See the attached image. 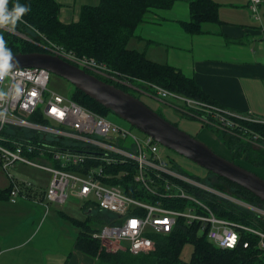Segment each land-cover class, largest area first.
I'll list each match as a JSON object with an SVG mask.
<instances>
[{
    "label": "built area",
    "instance_id": "obj_1",
    "mask_svg": "<svg viewBox=\"0 0 264 264\" xmlns=\"http://www.w3.org/2000/svg\"><path fill=\"white\" fill-rule=\"evenodd\" d=\"M264 0H247L248 10L257 15ZM23 23V20L20 22ZM35 35L0 29V36L14 35L40 47L43 52L84 69L94 76L107 77L129 86L113 76L91 57L77 56L52 43L43 34ZM50 73L42 67H15L0 79V167L10 180L7 200L18 198L63 204L68 197L109 212L110 223L91 236L107 250L123 249L132 254L154 248L153 234L170 232L182 219L196 224L198 232L220 248H233L240 232L257 237L255 246L264 254V232L218 218L201 199L215 195L264 216V211L213 188L209 184L174 168L159 153V144L144 133L139 141L97 114L46 88ZM159 100L178 99L181 109L202 113L201 119L219 129L236 126L234 119L263 122L250 112L238 115L217 104L185 98L158 85L145 83ZM46 137L67 140L77 147L50 146ZM257 141L254 134L250 138ZM264 145V139H260ZM49 156V160L45 157ZM52 161L54 163H52ZM16 164L45 170L46 184L21 180L11 173ZM69 167L80 170L71 171ZM243 240L241 246L247 247Z\"/></svg>",
    "mask_w": 264,
    "mask_h": 264
},
{
    "label": "trees",
    "instance_id": "obj_2",
    "mask_svg": "<svg viewBox=\"0 0 264 264\" xmlns=\"http://www.w3.org/2000/svg\"><path fill=\"white\" fill-rule=\"evenodd\" d=\"M174 1L98 0L95 5H82L79 8L77 19L69 22L59 20L60 4L55 0H9L8 7L11 10L16 3L30 6V11L22 17L23 23L18 22L17 24L16 29L20 32L35 35L32 30L34 29L52 43L77 56L93 58L95 62L104 65L111 75H118L120 79H125L128 82L142 83L137 87L142 91H147L146 93H152L149 86L145 84L149 83L185 98L216 104L196 85L192 78L170 65L149 60L142 51L126 46L134 28L140 23L149 21V14L153 9H167ZM187 4L188 20L180 22V26L187 34H199L204 31V25L222 23L218 19V4L216 2L187 0ZM5 38L7 40L6 47L11 53L43 52L40 47L20 37L7 35ZM96 77L133 95L131 91H127L132 87L130 83L127 86L107 77L97 75ZM68 96L77 104L104 117L110 111L74 87ZM161 101L172 103L169 100ZM172 104L179 109L182 108L175 102ZM156 112L162 116L161 113ZM186 114L189 118L203 117L202 113L191 109ZM233 120L236 126L229 129L231 132L229 134L223 129L219 131L210 127L230 153L226 159L236 164L242 162L251 167L264 166V145L260 141L261 138L264 139V123L234 118ZM171 123L176 125L174 122ZM254 134L257 136V141L252 142L250 138ZM46 140L52 147H77V150H80L79 144H72L67 140L50 137H46ZM45 158L49 160V156ZM52 163L54 162L52 161ZM240 166L242 167V165ZM68 169L71 171L80 170L78 167H69ZM208 175L205 179L195 178L245 203L264 209V201L251 192L210 171H208ZM210 175L214 176L218 183H214ZM8 190L9 185L0 189V199H7ZM200 196L214 216L264 232L263 215L215 195ZM81 208L84 212L83 219L73 217L67 219L78 228L74 247L81 253L94 258L95 264H264V254L255 246L257 237L253 234L240 232L237 245L233 248H220L208 241L204 234L198 232L196 224H187L182 219H178L177 225L170 232L152 235L154 248L151 251L132 254L123 249L105 250L91 234L102 225L110 223L112 215L88 203H83ZM99 213H103L105 217L102 222L98 219ZM243 240L248 241L247 247L241 246ZM184 244L191 245L187 261L180 257Z\"/></svg>",
    "mask_w": 264,
    "mask_h": 264
},
{
    "label": "crops",
    "instance_id": "obj_3",
    "mask_svg": "<svg viewBox=\"0 0 264 264\" xmlns=\"http://www.w3.org/2000/svg\"><path fill=\"white\" fill-rule=\"evenodd\" d=\"M55 1L60 4L58 18L63 22L75 21L82 5L98 2ZM212 1L218 4L217 15L222 23L204 25V31L199 34H187L180 26V22L188 20L187 0H175L167 9H153L150 20L134 28L126 46L192 78L217 105L238 115L250 112L264 120V21L259 17V25L250 20L247 0ZM263 3L258 5L261 11ZM145 96L148 95L145 93ZM168 106L184 114L173 104ZM224 131L231 133L228 129ZM196 138L208 146L202 138ZM27 168L16 164L12 173L22 171L26 179H19L30 182L37 179L42 183L41 179L29 175ZM252 168L248 167L249 171L264 179V166ZM46 173L44 184L49 179ZM67 202L75 211V202L67 198L63 204ZM67 215L79 218L64 214L63 210L55 214L43 201L18 198L11 203L1 198L0 264H95L94 258L74 247V232L68 238L58 232L59 224L61 227L66 224L63 220Z\"/></svg>",
    "mask_w": 264,
    "mask_h": 264
},
{
    "label": "water",
    "instance_id": "obj_4",
    "mask_svg": "<svg viewBox=\"0 0 264 264\" xmlns=\"http://www.w3.org/2000/svg\"><path fill=\"white\" fill-rule=\"evenodd\" d=\"M12 57V68L35 66L46 69L49 73L63 78L74 88L117 114L130 125L152 136L159 144L177 152L205 170L241 186L264 201V179L217 154L196 137L160 116L137 97L104 82L56 55L46 52H27L12 53Z\"/></svg>",
    "mask_w": 264,
    "mask_h": 264
},
{
    "label": "rangeland",
    "instance_id": "obj_5",
    "mask_svg": "<svg viewBox=\"0 0 264 264\" xmlns=\"http://www.w3.org/2000/svg\"><path fill=\"white\" fill-rule=\"evenodd\" d=\"M223 12H224V9H223ZM247 12L248 13L250 12L249 18L253 22L256 21V23L260 25L259 17L261 18V21L262 20L264 21V3H263V11L259 10L257 7V15L252 14L250 10L249 11L247 10ZM128 83H130L132 86L136 87L137 90H134V88L130 89L127 87L128 88L127 91H131V93L133 94L134 97H137L139 100H141L149 108H151L154 111H158L159 113L162 114V116L165 119H167L168 121L170 120L171 122L176 123V126L179 129L185 131L186 133L190 134L191 136L202 138L206 143H208V147L210 149H212L214 152L216 151L218 153H221V156H223V155L226 157L230 156L229 155L230 153L225 149V147L222 143V140L219 138L218 135H215L213 133V131H212V129H210V127L217 129L219 131H221V129L214 127L209 123H205L201 119V117H199V118L202 121L196 117L189 118L187 114H185V113L183 114V113L179 112L178 110H175L171 106H168V103H165V102L161 103L160 100L154 94H152L150 92L146 93L147 91H144V90L142 91L140 88H138L137 85L139 86L140 84H142L138 81H137V83H139V84H137L133 81L132 82L129 81ZM46 88L50 91H53V92L59 94V95L65 96V95L69 94V92L71 91L73 86L69 82L64 80L63 78L50 73L49 81L46 85ZM145 93H146V95H148L150 97L145 96ZM169 101H171L172 103L175 102L176 104L181 105L182 107H183V105H185V103L183 101L178 100V99H169ZM181 111H184V110L181 109ZM105 119L107 121H109L111 124H113L114 126L120 128L121 130L128 131L130 136L134 137L135 139H137L139 141H141L144 138V133L142 131H140L136 127L130 125L126 120H124L123 118H121L117 114L113 113L112 111H108V113L105 116ZM159 153L163 158H166L167 160H169L175 168H178V169L188 173L189 175H192V176L197 177L199 179H205L207 176H209L207 170L198 166L197 164H195L191 160L185 158L184 156L178 154L177 152L165 147L164 145L159 146ZM237 164L242 165L243 168L244 167L245 168H248V167L252 168L251 166H248L247 164L242 163V162L241 163L237 162ZM27 167H28L27 169L29 171V173H28L29 175L34 176L38 179H41L39 181H42V183H41V182H38L36 179V180H32V182L39 183L40 186H43L44 182L47 179L46 171L41 170L39 168L31 167V166H27ZM252 169L254 171H256V168H252ZM13 174L15 176H17L18 178L26 179V177H25L26 175H23L22 171L13 172ZM210 178H211V180H213L214 183L215 182L218 183V181H216L214 176L210 175ZM9 183H10L9 178L7 177L5 172L0 167V189L6 188L9 185ZM68 200L75 202L73 205V206H75L74 207L75 211L71 210L68 202L66 204L49 203V206H51L52 211L55 214H58V213L62 212V210H63L64 214L67 212V214H70V215L73 214L74 216L79 217L78 219H80V220L83 219L84 218V212H83V209L80 207L81 202L78 199L73 198V197H68ZM259 209L264 211L263 208H259ZM69 217H72V216L67 215V217H65V219L69 218ZM57 218H58V220L60 219V217H58V216H57ZM65 219L63 221L66 222L67 225L63 224V223H62L63 227H61L60 224H59V226L57 225L58 226V232L63 234V236H65L67 238H68V236H72V234L74 232V239H75L76 235L78 233V228L75 229L70 224V221L67 219L65 221ZM98 219L100 222L105 220L103 213H99ZM106 219H107V217H106ZM103 248L105 250L108 249L105 247H103ZM190 251H191V245L190 244H184L182 249H181V253H180L181 259L184 261H187L189 259V256H190Z\"/></svg>",
    "mask_w": 264,
    "mask_h": 264
},
{
    "label": "clouds",
    "instance_id": "obj_6",
    "mask_svg": "<svg viewBox=\"0 0 264 264\" xmlns=\"http://www.w3.org/2000/svg\"><path fill=\"white\" fill-rule=\"evenodd\" d=\"M8 5L9 0H0V29L14 31L18 22H21L22 17L30 11V6L16 3L10 10ZM12 59V53L6 47L4 37L0 36V79H3L12 68Z\"/></svg>",
    "mask_w": 264,
    "mask_h": 264
},
{
    "label": "flooded vegetation",
    "instance_id": "obj_7",
    "mask_svg": "<svg viewBox=\"0 0 264 264\" xmlns=\"http://www.w3.org/2000/svg\"><path fill=\"white\" fill-rule=\"evenodd\" d=\"M132 87L136 90V88H135L134 86H132ZM132 87H131V88H132ZM131 88H130V89H131ZM143 94H144V93H143ZM169 121H170V120H169ZM170 122H171V121H170Z\"/></svg>",
    "mask_w": 264,
    "mask_h": 264
}]
</instances>
